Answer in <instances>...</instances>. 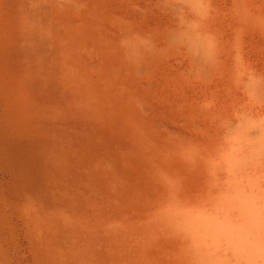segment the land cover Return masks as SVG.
<instances>
[{"label": "rangeland", "instance_id": "rangeland-1", "mask_svg": "<svg viewBox=\"0 0 264 264\" xmlns=\"http://www.w3.org/2000/svg\"><path fill=\"white\" fill-rule=\"evenodd\" d=\"M177 1L0 0V75L11 60L30 70L32 131L39 145L65 157L64 178L77 189L72 201L91 224L110 220L96 215L94 204L111 203L122 178L135 199H121L117 209L136 203L139 182L155 163L146 133L157 143L175 131L196 141L217 118L214 108L234 97L220 60L237 41L227 0H201L195 8ZM197 34L212 40L216 58L191 44ZM11 98L0 81V261L36 264L29 210L41 189L30 183ZM202 111L210 117H197ZM145 189L155 195L161 185ZM88 235L87 264H137L106 235Z\"/></svg>", "mask_w": 264, "mask_h": 264}, {"label": "bare ground", "instance_id": "bare-ground-1", "mask_svg": "<svg viewBox=\"0 0 264 264\" xmlns=\"http://www.w3.org/2000/svg\"><path fill=\"white\" fill-rule=\"evenodd\" d=\"M184 3L195 8L201 0H181L176 6ZM227 3L237 41L220 60L235 92L232 101L214 108V126L206 121L209 129L198 130L196 141L175 131L157 143L156 134L146 133L155 157L148 165L150 176L139 182V197L128 210L116 207L121 199H135L123 178L115 183L120 191L111 195V203L94 204L96 215L110 219L106 224H91L78 210L72 201L77 189L64 178L65 157L36 141L30 70L12 60L3 68L0 81L21 109L15 116L21 125L14 130L29 153L30 183L41 189L29 210L39 245L36 264H87L91 233L106 235L137 264H264V0ZM192 41L199 53L216 58L208 36L202 41L197 34ZM209 113L197 117L208 119ZM148 183L161 189L150 195Z\"/></svg>", "mask_w": 264, "mask_h": 264}]
</instances>
